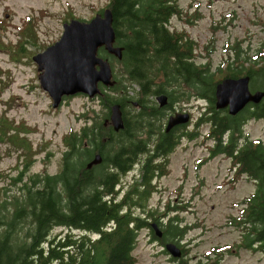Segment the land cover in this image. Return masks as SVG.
<instances>
[{"label":"trees","instance_id":"16d2710c","mask_svg":"<svg viewBox=\"0 0 264 264\" xmlns=\"http://www.w3.org/2000/svg\"><path fill=\"white\" fill-rule=\"evenodd\" d=\"M108 7L113 11L116 44L123 46V57L110 53L104 46L99 48V54L111 61L116 82L101 84L104 90L99 95L101 109L96 110L94 116L84 113V124L63 135L68 149L62 155L59 171L30 175V181L23 183L21 197L14 198L13 202L0 201V264H136L134 251L144 227H149L164 246L168 240L178 244L182 241L189 226L180 221L178 213L168 217L160 213L158 207H148L155 188L152 176L156 171L168 172L169 157L159 168L152 164L146 166L151 174H145L142 188L136 184L123 192L118 189L114 172L108 168L116 162L124 171L129 167L125 165L131 163L126 158L135 155L126 150L138 145L124 131L112 137L113 127L104 123L112 104L119 102L123 109L136 108L138 112L129 118L124 113L126 129L134 127L133 123L143 128L149 125L150 115L161 121L167 112H163L157 100L161 93L168 95L166 109L173 108L179 100L205 101L198 119L192 126H180L166 153L174 150L184 138L193 139L203 133L211 157L223 153L231 159L238 174L245 172L253 177L256 189L243 200L240 223L245 227L244 242L248 246L255 244L254 249L264 253V142L244 133L249 118L264 117V99L261 105H248L235 114L216 104L217 83L226 76L249 74L254 89L264 88V52L252 66H247L249 57L242 58V49L235 45V64L228 57L227 67L214 68L211 60L195 59L194 39L185 31L171 27L172 18L182 11L179 0H109ZM24 23H27L25 19ZM21 33L18 44L23 42L25 50L28 38ZM16 49L21 48L14 46L13 50ZM29 51L24 55L32 58ZM257 75L261 80L256 79ZM0 81L4 87L5 81L1 77ZM135 101L139 108H130ZM4 115L7 114L0 117ZM14 124L16 131L9 137L16 142L17 149L22 148L23 153L19 154L24 160L21 177L39 149L32 146L27 134L32 127L24 120L20 125ZM206 124L208 130L203 132L200 126ZM2 125L0 122V127ZM46 147L48 145L44 144L40 150ZM96 150L103 153L104 163L88 169L87 162ZM52 152H48L49 158ZM175 208L169 206L168 210ZM137 209L142 211L137 212ZM150 219L162 224V237L154 233ZM56 226L68 227V231L54 234ZM165 252L169 253L167 249ZM208 261V264H222L219 258ZM181 264L197 263L183 261Z\"/></svg>","mask_w":264,"mask_h":264},{"label":"rangeland","instance_id":"374dc122","mask_svg":"<svg viewBox=\"0 0 264 264\" xmlns=\"http://www.w3.org/2000/svg\"><path fill=\"white\" fill-rule=\"evenodd\" d=\"M108 3L109 0H0V77L5 81L4 87L0 81V115L7 114L0 117L5 129L1 132L0 127V201L13 202L21 197L23 183L30 181L32 174L57 173L67 150L63 135L84 124V113L94 116L101 109L100 96L86 94L67 96L54 107L52 97L40 84L33 56L60 38L65 21L90 19ZM179 4L182 11L170 25L194 39L197 61L211 60L214 68L220 66L223 70L228 66L226 58L235 64V45L242 49V58L249 57L247 66L262 57L264 0H179ZM21 32L28 38L25 50L23 42L18 44ZM14 46L21 49L13 50ZM26 50H30L32 58L24 55ZM204 106L205 101L196 98L179 100L166 111H189L188 124L192 126ZM251 119L244 125V133L264 140V118ZM22 120L32 127L27 134L32 146L39 150L20 177L24 168L23 156H19L22 148L17 149L9 136L16 131L14 123L20 125ZM200 127L203 132L208 130V124ZM44 144L48 147L40 150ZM208 145L203 133L193 139L184 138L170 154L168 172L159 175L149 197L148 207H158L168 217L178 213L180 221L189 226L179 243L186 254L172 259L164 251V244L154 241L150 228L144 227L134 251L136 264H208L213 258H219L222 264H264V253L254 249L255 244L248 246L244 242L245 227L240 223L243 200L255 191L256 182L245 172L238 174L225 154L211 157ZM49 151H53L50 158ZM123 183V187L136 184L131 172L123 176ZM8 205L14 207L12 203ZM169 206L176 208L168 210ZM67 231L64 226L53 230L54 234Z\"/></svg>","mask_w":264,"mask_h":264},{"label":"water","instance_id":"95a60500","mask_svg":"<svg viewBox=\"0 0 264 264\" xmlns=\"http://www.w3.org/2000/svg\"><path fill=\"white\" fill-rule=\"evenodd\" d=\"M113 20L111 7H106L87 20H67L60 38L33 56L38 63L40 84L52 97L54 107L59 106L65 96L84 93L93 97L103 93L101 84L113 85L116 82L111 61L99 54V48L104 46L110 53L123 57V46L116 44ZM250 78L246 74L226 76L220 80L216 86L217 107L228 106L229 112L235 114L249 102H260L264 90L252 91ZM157 100L161 106L165 105L169 101L168 95L161 93ZM190 117L189 111H177L170 115L167 128L177 123H187ZM106 120H110L115 129L125 126L121 103L112 104ZM101 158V154L97 153L89 166ZM151 226L156 235L163 234L157 222H152ZM165 247L172 256H182V248L175 241H168Z\"/></svg>","mask_w":264,"mask_h":264},{"label":"flooded vegetation","instance_id":"af4514ba","mask_svg":"<svg viewBox=\"0 0 264 264\" xmlns=\"http://www.w3.org/2000/svg\"><path fill=\"white\" fill-rule=\"evenodd\" d=\"M39 74H40V71H39ZM256 79H259V75L256 76ZM259 80H261V78ZM250 83H252V78H250ZM250 88H251L252 91L264 90V88H255L254 89V87L252 85L250 86ZM263 99H264V97L262 98V100L260 102H249V103H247L245 105L244 108L248 107V105L249 106L255 105V103L261 105ZM133 104H132V106H129V107L133 108V107L137 106L139 108L138 103L136 101ZM167 104L162 105V106L159 104V106L161 108H163V112L166 111V105ZM226 108L229 110L228 106ZM150 109H151V107H150ZM122 110H123V118H124V122L125 123H126V121H125L124 113L129 118L130 116L135 115L138 112L136 108H135V111L131 110V109L127 110L126 108L125 109L122 108ZM175 112H177V111L175 110L174 112L169 113V110H167V112L163 114V118H162L161 121H160V119L156 118L154 115H150V118H149L150 123H149V125L147 127H143V128L137 127V125L135 123H133L134 127L130 128V129H126V126L120 128V129H115L113 127V124L111 123V121L110 120H106V118H108L109 116H106L104 118L105 125H108V126L111 125L113 127L112 131H113L114 135L112 137L118 136V135H120L122 133V131H124L125 133L130 135V137H131L130 140L131 141H133L135 143H138L137 146L136 145L131 146L129 149L126 150L127 153H132V154H135V155H134L133 158L130 157V156H128L126 158V160L130 161L131 163L125 165V166H129V167H126V169L124 171H121L122 168L116 162H113L110 165H108V168L112 172H114L115 178H116V180H118L117 184L119 185L118 187L121 189L120 190L121 192L128 190L130 187H133L136 184H138L137 185L138 187L142 188L141 182L144 181L145 174L146 173L151 174V172L149 170L145 169L146 166H148L149 164H152V165H154L155 168L161 167L162 163L168 157L170 158V154L173 153L174 150L177 148V146L180 144L179 143L178 145H176L174 150H172L168 154L166 153V151H167L166 148H167L168 144L172 143L176 139V134H178V131L181 130L180 126H182L183 124H188V122L187 123H177V124L173 125L171 128L168 129L167 128V124H168V121H169V117H170L171 114H174ZM261 118H264V117H261ZM261 118H257V119H261ZM255 119L256 118L254 117L253 120H255ZM152 123H154V125H160V127L153 126ZM108 131H110V128H108ZM107 136L108 135L104 136L103 140H105L107 138ZM248 137H250L251 139H254L250 135ZM259 139H262V138H259ZM263 142H264V140H263ZM117 149H119V148H117ZM97 153L101 154V156H102L101 160L99 162L93 163L91 166H89V164L92 162V160L94 159V157H95V155ZM103 163H104V155H103V153L100 152L99 150H96L94 152L93 156L88 160L86 168L91 169V168H93V167H95L97 165H102ZM130 172H131V174L133 176V180L136 181V184H133L130 187H123V184H124L123 183V176L125 174H127V173H130ZM159 175L162 176V175H165V174H159V171H156L155 175L152 176V179H151L152 183H154L156 181V179L159 177ZM137 210H139V212L142 211V209H137ZM152 222H157V221L156 220L155 221H150V223H152ZM157 223L163 229L162 224L160 222H157ZM163 234H164V232H163ZM163 234L161 236H158V235L157 236L158 237H162ZM154 241H160L161 242L160 238H156V237H154ZM168 241H166L165 244ZM165 249L166 248L164 246V251H165ZM182 249H183V247H182ZM182 251L184 252V249ZM182 255H183V253H182Z\"/></svg>","mask_w":264,"mask_h":264},{"label":"bare ground","instance_id":"6f19581e","mask_svg":"<svg viewBox=\"0 0 264 264\" xmlns=\"http://www.w3.org/2000/svg\"><path fill=\"white\" fill-rule=\"evenodd\" d=\"M104 91V90H103Z\"/></svg>","mask_w":264,"mask_h":264}]
</instances>
